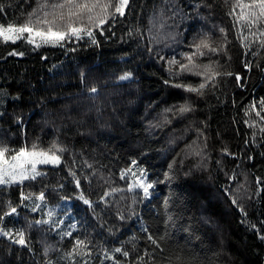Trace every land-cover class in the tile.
I'll list each match as a JSON object with an SVG mask.
<instances>
[{
	"label": "trees",
	"instance_id": "obj_1",
	"mask_svg": "<svg viewBox=\"0 0 264 264\" xmlns=\"http://www.w3.org/2000/svg\"><path fill=\"white\" fill-rule=\"evenodd\" d=\"M43 2L0 0V24ZM236 3L129 0L92 37L0 41V145L63 149L35 179L0 185V264H264V36ZM205 36L220 50L193 60L219 75L200 95L174 85L207 79L180 71ZM134 163L149 194L132 189Z\"/></svg>",
	"mask_w": 264,
	"mask_h": 264
},
{
	"label": "snow or ice",
	"instance_id": "obj_2",
	"mask_svg": "<svg viewBox=\"0 0 264 264\" xmlns=\"http://www.w3.org/2000/svg\"><path fill=\"white\" fill-rule=\"evenodd\" d=\"M128 3L129 0H116L115 4L113 3V0H44L39 9L31 13L28 19L23 23L19 25L8 24L7 26L0 24V41L4 43H15L17 40L23 39L29 44H35L36 38H39L45 43L51 41L58 43L60 41L71 39L72 37L80 39L82 38L81 34L92 37V27L102 26L108 22L110 17L114 18L117 14L123 15L124 9ZM237 7L241 9V12L240 15L236 17V21L238 23H245V26L249 29V35L254 38L257 33H259L260 36H264V29L257 28L253 31L254 26L261 20H264V0H249L246 4L243 0H237V3L233 5V12H235ZM33 17H35V19H33ZM220 31L223 33L224 29H220ZM238 39H240L239 36ZM243 40L247 41L248 37L243 36ZM92 42L95 43V39H93ZM39 46L40 45L38 44L36 45V47ZM259 46L264 48V40L259 41ZM194 47L196 49L195 52L185 54V59L188 63L180 64V71L196 76H206L207 79L199 83L196 87L183 83H178L174 86L177 88H183L191 93L202 95V90L206 87L207 83H209L216 75H219V73L213 71V62L211 60L206 64H198L194 62L193 57L215 54L220 49L211 46L206 36L201 38L199 43L195 44ZM203 49H206L207 51H204ZM17 54L23 55V53H10V55ZM170 63L179 62L173 60ZM200 69H203V71ZM127 78V76L120 77L121 80ZM91 91L95 93L97 90L92 88ZM260 106L261 109L264 110V100L260 101ZM252 107L255 108V104ZM167 111H172V109H168ZM177 111L182 114L191 111V108L187 105H182ZM256 115L259 116L260 113L257 112ZM261 119L264 120V117H261ZM56 151L62 152L63 149L55 144H53L47 151H37L35 145L32 146L31 150L27 148L15 150L0 145V185L23 182L25 179H35L37 175L42 174L36 169L37 163L55 164L59 161L60 158L55 154ZM49 153H51V155H49ZM17 176L20 177L19 181H16ZM77 185H79V181H77ZM137 186L143 188L145 194H147L148 189L152 187L150 183L145 184L142 180L138 182ZM43 198L44 197L41 194L39 199ZM84 203L90 204L91 202L84 200ZM233 203H235V201H233ZM15 212L16 209L12 208L11 213ZM11 213L8 214L10 215ZM37 223L40 222L38 221ZM0 234L5 236L8 235L7 232ZM65 235H71V233L68 232L65 233ZM18 236L19 238L15 240V243L22 246L25 245L26 242L23 232H19ZM148 239L152 244L159 247L157 241L151 236H149ZM261 239H264V236H262ZM81 245L85 248L87 247L84 241L77 240L73 252H76L77 248ZM115 252L122 253L125 257L129 255L128 252L123 251L120 248L115 249ZM80 254L86 255L88 253L81 250ZM141 260H143V258H141ZM85 264H87V262H85ZM178 264H184V262L179 261Z\"/></svg>",
	"mask_w": 264,
	"mask_h": 264
},
{
	"label": "rangeland",
	"instance_id": "obj_3",
	"mask_svg": "<svg viewBox=\"0 0 264 264\" xmlns=\"http://www.w3.org/2000/svg\"><path fill=\"white\" fill-rule=\"evenodd\" d=\"M25 35H27V34H25ZM81 36L83 37L84 35L81 34ZM163 37L165 38L166 36L164 35ZM48 43L52 44V43H57V42L51 41V42L45 43V42L41 41L39 38H36V40H35V45H37V44L38 45H40V44H48ZM49 155H51V154H49ZM59 158H60L59 161L57 163H55V164H52V163H48V164L37 163L36 164L37 171L42 173L43 172V170H42V166L43 165H59L62 162V159H61L60 156H59ZM126 174L130 177L131 185H132V189L133 190H136V189L143 190V188L137 186L138 182L141 181V180L145 184L149 183L148 182V172L146 171V169L143 166H141V165H139L137 163H134L130 167V169L126 170ZM19 180H20V177L17 176L16 177V181H19ZM149 192H150V188L148 189L147 194H149Z\"/></svg>",
	"mask_w": 264,
	"mask_h": 264
}]
</instances>
